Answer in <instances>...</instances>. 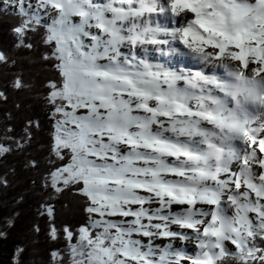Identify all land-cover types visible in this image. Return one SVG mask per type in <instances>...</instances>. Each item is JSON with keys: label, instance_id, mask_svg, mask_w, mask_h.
<instances>
[{"label": "snow or ice", "instance_id": "obj_1", "mask_svg": "<svg viewBox=\"0 0 264 264\" xmlns=\"http://www.w3.org/2000/svg\"><path fill=\"white\" fill-rule=\"evenodd\" d=\"M17 187L9 264H264V0H0Z\"/></svg>", "mask_w": 264, "mask_h": 264}, {"label": "trees", "instance_id": "obj_2", "mask_svg": "<svg viewBox=\"0 0 264 264\" xmlns=\"http://www.w3.org/2000/svg\"><path fill=\"white\" fill-rule=\"evenodd\" d=\"M36 114L39 115V113H36ZM17 190H18V187L14 189H9L6 195L3 193H0V200L9 201L7 204H0V215L7 214L8 211L14 207L10 203V197ZM26 221H27V210L26 208H24V206H21L20 219L17 220L16 226L10 229L8 239L0 240V264H9L12 246L13 244L20 241L21 234L24 231V228L26 225ZM34 246L40 250L41 255H44L45 244L43 240H41L40 243Z\"/></svg>", "mask_w": 264, "mask_h": 264}]
</instances>
